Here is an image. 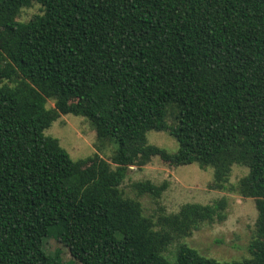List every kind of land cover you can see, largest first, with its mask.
I'll list each match as a JSON object with an SVG mask.
<instances>
[{"label": "trees", "instance_id": "trees-1", "mask_svg": "<svg viewBox=\"0 0 264 264\" xmlns=\"http://www.w3.org/2000/svg\"><path fill=\"white\" fill-rule=\"evenodd\" d=\"M34 3L43 12L20 21ZM68 113L113 145L115 168L45 133ZM156 156L213 167L216 189L248 167L230 189L255 199L250 257L181 243L168 259L173 241L224 220L228 199L146 215L121 184ZM135 187L159 198L167 183ZM51 237L79 264H264V0H0V264H69L46 250Z\"/></svg>", "mask_w": 264, "mask_h": 264}, {"label": "rangeland", "instance_id": "rangeland-1", "mask_svg": "<svg viewBox=\"0 0 264 264\" xmlns=\"http://www.w3.org/2000/svg\"><path fill=\"white\" fill-rule=\"evenodd\" d=\"M42 12L40 4L34 3L31 7L24 8L18 19L28 21L35 14ZM48 106L53 107L54 102L49 100ZM45 133L58 138L74 159L98 153L111 162L114 168L116 167L111 159L113 145L99 144L96 132L85 116L62 114L45 130ZM147 138L149 143L164 147L169 152L174 153L178 150L177 140L167 131L150 130L147 132ZM248 171L246 166L234 165L227 188L216 189L210 186L214 179L213 167L202 168L198 163L173 166L156 156L147 165H131L121 189L126 196L139 200L145 214L155 219L163 212L179 211L181 206L188 202L208 204L223 196L227 197V217L224 220L202 224L191 236L173 241L164 254L169 260L175 261L177 248L183 243L194 247L207 257L220 262H232L251 256L249 244L254 237L258 217L255 199L243 197L230 189V185L236 184ZM147 180L158 185L167 183V189L161 197L156 198L138 191L135 187L136 182ZM44 246L50 253L59 251L62 262L79 264L69 249L55 237L46 239Z\"/></svg>", "mask_w": 264, "mask_h": 264}]
</instances>
